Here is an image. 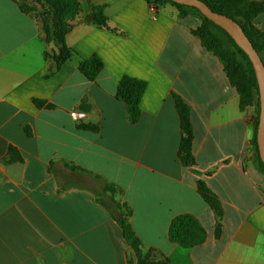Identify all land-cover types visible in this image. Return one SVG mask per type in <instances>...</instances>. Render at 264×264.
Masks as SVG:
<instances>
[{
  "label": "crops",
  "instance_id": "obj_1",
  "mask_svg": "<svg viewBox=\"0 0 264 264\" xmlns=\"http://www.w3.org/2000/svg\"><path fill=\"white\" fill-rule=\"evenodd\" d=\"M79 3L65 36L74 55L57 66L61 46L40 21L0 0V264H136L110 198L129 210L149 262L264 264L255 107L240 109L223 65L193 35L200 21L146 0ZM93 6H103L107 28L90 21ZM253 25L264 33V13ZM91 55L103 64L94 80L78 69ZM124 76L146 85L136 123L115 98ZM174 96L190 109L188 165ZM182 215L203 229L201 244L170 241Z\"/></svg>",
  "mask_w": 264,
  "mask_h": 264
},
{
  "label": "trees",
  "instance_id": "obj_2",
  "mask_svg": "<svg viewBox=\"0 0 264 264\" xmlns=\"http://www.w3.org/2000/svg\"><path fill=\"white\" fill-rule=\"evenodd\" d=\"M19 10L31 17H34L42 24V29L46 41L54 40L59 44L60 52L54 56L57 66L63 64L74 55V52L65 45V36L70 30V22L80 11L79 0H13ZM32 1L39 4L40 10L37 13L33 6L28 4ZM204 2L208 8L218 14L224 15L236 22L258 53L264 65V33L258 31L253 20L264 13V0H199ZM149 6L155 11L164 4L173 6L180 18L192 15L200 21L198 29L193 31V35L199 39L202 46L212 52L224 67L226 76L231 85L236 89L240 109L248 106L255 107V117L253 119V137L251 150L254 153V160L257 170L264 175V167L260 161L258 147L256 144V132L259 116V94L257 81L252 65L243 51H241L234 41L224 30L205 18L196 8L178 5L170 0H146ZM97 27L107 28V18L104 15L103 6H93L89 17ZM79 71L88 79L94 80L103 69L101 60L96 55H91L78 65ZM146 85L143 81L124 76L120 79L115 98L122 102L126 108L128 120L131 123L139 121L141 113L139 102L144 93ZM176 111L182 124L183 137L180 144L179 158L182 164L188 165L193 162L191 152L192 133L189 122V107L177 96H174ZM73 171H80L76 167H70ZM117 188L108 182L104 183L103 193L114 195ZM115 212H110L123 231L124 240L134 253L136 264H166L149 262L143 257L140 242L134 234L127 217L130 214L126 206H120L111 199ZM206 201L220 215L221 208L217 199L213 195H206ZM169 239L184 248H190L201 244L205 239V233L196 219L190 215H182L175 218L169 227Z\"/></svg>",
  "mask_w": 264,
  "mask_h": 264
},
{
  "label": "water",
  "instance_id": "obj_3",
  "mask_svg": "<svg viewBox=\"0 0 264 264\" xmlns=\"http://www.w3.org/2000/svg\"><path fill=\"white\" fill-rule=\"evenodd\" d=\"M178 5L196 8L205 18L213 22L226 32L235 45L248 57L257 81L259 98V116L256 132V144L260 161L264 167V65L254 50L252 44L244 34L241 27L232 19L211 11L208 6L199 0H170Z\"/></svg>",
  "mask_w": 264,
  "mask_h": 264
},
{
  "label": "rangeland",
  "instance_id": "obj_4",
  "mask_svg": "<svg viewBox=\"0 0 264 264\" xmlns=\"http://www.w3.org/2000/svg\"><path fill=\"white\" fill-rule=\"evenodd\" d=\"M28 4H30L31 6H33V10H34V12H35V15H36V14H39V15H40V12L37 13V12H38L37 9L40 10V6H39V4H35V3H33L32 1H28ZM36 16H37V15H36Z\"/></svg>",
  "mask_w": 264,
  "mask_h": 264
},
{
  "label": "built area",
  "instance_id": "obj_5",
  "mask_svg": "<svg viewBox=\"0 0 264 264\" xmlns=\"http://www.w3.org/2000/svg\"><path fill=\"white\" fill-rule=\"evenodd\" d=\"M153 10H154V8L153 7H151ZM155 11V10H154ZM81 116V115H80Z\"/></svg>",
  "mask_w": 264,
  "mask_h": 264
}]
</instances>
